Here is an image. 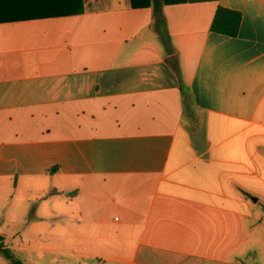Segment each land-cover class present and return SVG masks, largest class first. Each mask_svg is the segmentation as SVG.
Masks as SVG:
<instances>
[{
	"label": "crops",
	"instance_id": "1",
	"mask_svg": "<svg viewBox=\"0 0 264 264\" xmlns=\"http://www.w3.org/2000/svg\"><path fill=\"white\" fill-rule=\"evenodd\" d=\"M58 1L82 11L0 23L5 247L25 264H264V0L164 4L161 22ZM219 7L238 36L210 29Z\"/></svg>",
	"mask_w": 264,
	"mask_h": 264
},
{
	"label": "trees",
	"instance_id": "2",
	"mask_svg": "<svg viewBox=\"0 0 264 264\" xmlns=\"http://www.w3.org/2000/svg\"><path fill=\"white\" fill-rule=\"evenodd\" d=\"M33 2L37 3L41 0H0V23L3 22H12L16 20H25L32 18H48L54 16H66L78 13L82 11V9H76L74 7H67L66 3L58 1L57 3L52 4V0L48 5V7H43L40 5L34 4V6H27L26 8L29 12H25L22 10L16 9V4L19 2ZM218 0H131V5L133 7H149L154 6L156 18L160 22L163 21V17L161 15V7L164 4H179V3H200V2H211ZM31 5V4H30ZM242 22V16L239 12L233 11L231 9H227L224 7H219L214 15L212 24L210 29L214 32L224 34L231 37H236L239 34L240 27ZM164 46L166 47L167 54L169 56V61L174 63L176 67L178 60L177 55H173L174 48L171 46L170 41L164 39ZM182 96L184 101H189V92L182 87ZM57 168L50 169V172L56 171ZM0 252L3 253L9 260L13 262V264H25L20 259L16 258L12 252L5 247L4 238L0 235Z\"/></svg>",
	"mask_w": 264,
	"mask_h": 264
},
{
	"label": "rangeland",
	"instance_id": "3",
	"mask_svg": "<svg viewBox=\"0 0 264 264\" xmlns=\"http://www.w3.org/2000/svg\"><path fill=\"white\" fill-rule=\"evenodd\" d=\"M257 209L259 210H263L264 209V200H261L258 205H257ZM263 228V226H261ZM18 228V226L14 225V223L12 221H9L8 218H6L5 220L3 218H0V234H5L6 237V243H11V237L13 234H15L16 229ZM260 229V228H259ZM261 231H263V229H260ZM259 246H263L261 244H258ZM16 255L21 258L24 257L26 259L29 260V262L31 263H43V264H48V263H56V257H50L48 258V256H42L41 254H34V253H24L22 254L21 252H17ZM260 257V256H259ZM62 258H65L64 256H62ZM260 258H264V255L261 256ZM259 260V259H258ZM11 260H9L3 253L0 252V264H9Z\"/></svg>",
	"mask_w": 264,
	"mask_h": 264
}]
</instances>
